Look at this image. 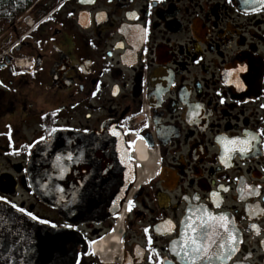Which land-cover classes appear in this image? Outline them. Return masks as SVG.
<instances>
[{"label":"flooded vegetation","instance_id":"af4514ba","mask_svg":"<svg viewBox=\"0 0 264 264\" xmlns=\"http://www.w3.org/2000/svg\"><path fill=\"white\" fill-rule=\"evenodd\" d=\"M106 121L150 159L120 214L75 227L77 264H184L189 213L235 230L222 264H264V0H0V205L68 225L30 187L32 152Z\"/></svg>","mask_w":264,"mask_h":264},{"label":"water","instance_id":"95a60500","mask_svg":"<svg viewBox=\"0 0 264 264\" xmlns=\"http://www.w3.org/2000/svg\"><path fill=\"white\" fill-rule=\"evenodd\" d=\"M113 129L119 135H112ZM27 175L36 197L73 227L42 224L0 205L4 215L0 264H77L83 239L75 227L100 224L119 213L136 181L137 168L123 129L106 121L91 133L68 130L52 134L33 150ZM192 220L189 213L184 235L191 234L186 225ZM228 228L233 230L229 224Z\"/></svg>","mask_w":264,"mask_h":264},{"label":"snow or ice","instance_id":"6c2138e0","mask_svg":"<svg viewBox=\"0 0 264 264\" xmlns=\"http://www.w3.org/2000/svg\"><path fill=\"white\" fill-rule=\"evenodd\" d=\"M244 3H249L250 0H243ZM255 10V9H253ZM95 94V93H94ZM223 103V101H221ZM55 131V129H53ZM112 135H119L114 129L112 130ZM251 139H233L230 141L232 144H239V153L244 155L249 152L252 148V141L256 139L255 134L248 133ZM44 139V137H40ZM129 143H132L131 141ZM59 159V157L57 158ZM68 159H72L69 154ZM4 197H0V201H4ZM7 202V201H5ZM131 205V201L129 202ZM13 208L16 205H12ZM130 210V208H129ZM18 211L21 213L25 212V209L19 208ZM33 220H37L36 216H33L30 212L27 213ZM208 217L207 219H202V222L196 226L192 223L186 225V231L191 233L190 235H184L182 231V237L184 239V244L181 247V252L183 253L182 260L184 264H212L215 259L220 261L221 264L223 260L231 256L235 251H237V245L240 243L238 238L233 234V230H229L227 222L223 215L220 217L212 216L210 213H205ZM4 220V215L0 214V221ZM39 223L48 224L46 220H39ZM55 227V225H53ZM66 228H72L71 224L65 225ZM223 229V232L219 231ZM147 232V229H145ZM180 256V253H177ZM151 261V256L149 257Z\"/></svg>","mask_w":264,"mask_h":264},{"label":"bare ground","instance_id":"6f19581e","mask_svg":"<svg viewBox=\"0 0 264 264\" xmlns=\"http://www.w3.org/2000/svg\"><path fill=\"white\" fill-rule=\"evenodd\" d=\"M145 145H146L145 142L141 138L134 137L132 139V151H133L132 157L136 163L139 178L142 175L143 171L146 169V163H148V161L150 159L148 147H147V145L146 146ZM156 175H157V171H153L152 174H150L149 176L146 175V177L148 176V177L152 178V177H155ZM143 177H145V176H143ZM119 229H120V227H119ZM120 231L121 230H119L118 232L115 231L112 234H110L109 236L106 235L107 237H104L103 240L98 241V243H96L94 245L96 253H98V255L101 254V256H102V255L108 254L109 250L115 251L116 247L118 249V246L120 244H122V239H121V236L119 234ZM117 252H118V250H117ZM105 257H106V255H105Z\"/></svg>","mask_w":264,"mask_h":264}]
</instances>
